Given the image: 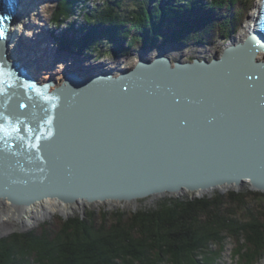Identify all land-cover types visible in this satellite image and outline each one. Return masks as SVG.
I'll use <instances>...</instances> for the list:
<instances>
[{
  "label": "water",
  "instance_id": "95a60500",
  "mask_svg": "<svg viewBox=\"0 0 264 264\" xmlns=\"http://www.w3.org/2000/svg\"><path fill=\"white\" fill-rule=\"evenodd\" d=\"M263 46L249 33L210 59L159 52L56 84L9 59L0 38V198L131 202L244 182L264 192Z\"/></svg>",
  "mask_w": 264,
  "mask_h": 264
},
{
  "label": "trees",
  "instance_id": "16d2710c",
  "mask_svg": "<svg viewBox=\"0 0 264 264\" xmlns=\"http://www.w3.org/2000/svg\"><path fill=\"white\" fill-rule=\"evenodd\" d=\"M134 1L127 6L124 0H103L92 10L84 5L82 35L61 34L57 43L78 54H91L103 44L118 57L163 41L209 44L215 37L228 38L242 23L231 13L236 6L238 16L243 12L241 0ZM80 3L57 0L52 23L60 25ZM68 28L77 31L74 21ZM227 239L234 242L236 264H261L264 192L229 190L166 198L131 212L119 208L109 216L107 211L100 217L94 211L58 216L56 224L0 237V264H216Z\"/></svg>",
  "mask_w": 264,
  "mask_h": 264
},
{
  "label": "rangeland",
  "instance_id": "374dc122",
  "mask_svg": "<svg viewBox=\"0 0 264 264\" xmlns=\"http://www.w3.org/2000/svg\"><path fill=\"white\" fill-rule=\"evenodd\" d=\"M102 1L103 0H81L82 3H80L78 5L79 7L75 9V13L65 18L60 25H56V26L52 23L51 16H52V11L57 3V0H53V2L51 3V6L47 7L45 11V13L47 14V20H45V22L43 21L42 24L40 25L41 27L45 26L47 29L45 32H42L40 36H42L41 38L45 40L44 43L51 45L50 47L45 46V49L47 50L48 53H51V56L53 57V59H57L55 60L56 64L57 63L62 64L63 69L61 71L60 77H62V75L64 74L63 72L65 71L64 69L66 67L67 68L74 67L75 65H78V64L83 65L84 63L86 65L89 64V66L98 65L101 68L100 70H103V71H110L107 69V67L116 66L115 69L110 71V72L115 73L124 68L132 67L137 62V60L140 59V57H142L143 59H150L159 52H162L168 55L173 61L174 60L187 61V60H191L194 57L199 58V59L201 58L209 59L213 56H217L220 53V51L224 48V46L228 45L231 42V39L233 37L237 36L238 34H244L243 28L245 24L247 23V19L253 13L254 11L253 8L257 3V0H241V5H239V7L240 8L242 7L243 12H239L240 14L239 16L237 15V8H236L237 6L234 9H231L232 10L231 13L233 14V16L235 18L239 17L236 20H239V19L240 21L242 20V23L240 24L241 26L240 27L236 26V29H234V31L231 33V35L228 38L227 37L225 38L215 37L213 38L214 41L212 40L213 42L209 44H196V45L182 46V45H178L172 42L164 43L163 41L162 43L158 42L152 48H147L145 50H142V49L133 50L126 55L118 56V57H114L110 53H107L108 51L106 50V47L103 46V44H101L100 50L94 51L91 54H78L76 52L70 53L68 51L66 52L62 51L60 44L54 42L53 36L58 37L61 34H65L70 37L73 36L75 38L76 37L79 38L82 35L80 31L81 28L79 29V26L81 24L84 25L85 23V19L83 17L84 15L83 13L85 11L84 5L88 6L92 10L95 6L102 4ZM124 3L127 6H132L135 3V1L134 0H124ZM246 4L249 5L248 9H245ZM73 21H74V26L77 30L76 32H73L71 29L68 28V25ZM23 40L24 39L22 38V41ZM40 58L41 60L43 59L42 56H40L39 59ZM39 59L38 61H40ZM218 190H222L223 191L222 193H226L229 190H233V187H230L227 189L215 188L209 192H205L202 195H205V194L213 195L216 192H218ZM243 190L244 191L251 190V187L249 186L248 183L243 184V186L239 188V190L237 191H243ZM192 195H196V194L193 192L185 191L183 193L182 192L181 193L179 192L170 193V194L162 195L156 198L155 197L152 198V196H148V197L136 199L137 200L136 203L129 202L127 204H123L124 202H128V201H124L123 203H116V204H109L108 202H104V203L99 202L98 205L86 206L84 209H82L84 210L82 214L84 216L85 212L94 211L95 216L100 217L102 214V211H107V214L109 216L111 215V212L113 210H116L119 208L123 211L131 212V211L138 210L140 208L153 207L157 201H160L166 198H187V197H191ZM79 214H81L80 209H75L73 211H70L68 214H65L66 216L62 215L60 211H57V212L52 213L51 216L46 217V219L41 220L38 223L30 227H26L20 223L12 224L13 221L9 219V221H4L0 223V237L7 236L13 232H25V231H29L32 229H36V228H39V226H41L45 222H49V224H56L58 216L59 217L64 216L66 217L65 219H67L71 216L79 215ZM10 224L12 225L10 226ZM225 241L226 242L224 245V249L220 252L215 263L216 264H236V261H235L236 257L235 258L233 257V250H232V248L234 247V242L229 239ZM217 249H218L217 245H214V244L211 245V250L217 251Z\"/></svg>",
  "mask_w": 264,
  "mask_h": 264
},
{
  "label": "bare ground",
  "instance_id": "6f19581e",
  "mask_svg": "<svg viewBox=\"0 0 264 264\" xmlns=\"http://www.w3.org/2000/svg\"><path fill=\"white\" fill-rule=\"evenodd\" d=\"M260 0H257L256 5L253 8V13L247 19V23L243 28L244 34H238L231 39L228 44L241 43L250 31L251 23L254 22V14L258 12L257 4ZM53 0H16L14 3L15 9L13 11L12 21L8 27L6 42H7V56L11 60L19 61L22 66H24L27 71L38 81L43 82L47 79H52L56 84L60 82L62 77H60L61 71L63 69L61 63L55 62L57 59H53L51 53L48 54L46 47H50V44L44 43L40 36L42 32L46 31V27H41L42 22L47 20V14L45 13L47 7L51 6ZM37 37V39H36ZM22 38L24 39L22 41ZM36 40V41H35ZM176 44V43H175ZM52 51V50H51ZM222 51V50H221ZM220 51V53H221ZM219 53V54H220ZM218 54V55H219ZM217 55V56H218ZM42 56L43 59H39ZM212 58V57H211ZM35 59V60H34ZM38 59L40 61H38ZM210 59V58H209ZM256 60H264V51H258L255 55ZM85 64V63H84ZM75 65L74 67L65 68L67 69H78L83 76H88L92 71L97 72L98 65ZM95 66L97 68H95ZM101 66V65H100ZM116 67V66H115ZM115 67H107L108 70H113ZM77 70V71H78ZM82 71V72H81ZM63 72V73H64ZM243 184H247L244 182ZM236 186L234 185H219L216 187L209 188L207 190H196L193 193L196 195H202L205 192H209L215 188L227 189ZM186 190L181 189L179 193H183ZM222 191V190H221ZM178 193V192H175ZM167 193L151 195L153 197H159L166 195ZM193 195V196H196ZM204 196V195H203ZM109 204L123 203L122 201L111 200L107 201ZM136 203L137 200L131 201ZM104 203V202H102ZM129 202H124L127 204ZM99 201L89 203L84 200H78L72 204L62 203L54 198H45L34 204L27 206L16 207L11 204L8 200L0 198V223L4 221H13L12 224L20 223L26 227L33 226L41 220L46 219V217L51 216L52 213L60 211L64 216L70 211L75 209H84L88 205H98ZM64 213V214H63ZM10 224V226L12 225Z\"/></svg>",
  "mask_w": 264,
  "mask_h": 264
}]
</instances>
